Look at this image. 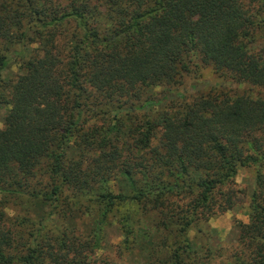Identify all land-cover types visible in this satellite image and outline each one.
Returning a JSON list of instances; mask_svg holds the SVG:
<instances>
[{
  "label": "trees",
  "instance_id": "1",
  "mask_svg": "<svg viewBox=\"0 0 264 264\" xmlns=\"http://www.w3.org/2000/svg\"><path fill=\"white\" fill-rule=\"evenodd\" d=\"M0 104V264H264V0H0Z\"/></svg>",
  "mask_w": 264,
  "mask_h": 264
},
{
  "label": "rangeland",
  "instance_id": "2",
  "mask_svg": "<svg viewBox=\"0 0 264 264\" xmlns=\"http://www.w3.org/2000/svg\"><path fill=\"white\" fill-rule=\"evenodd\" d=\"M18 72V65L14 61H11L8 68L2 73V76L5 79H13ZM184 85V88L188 91L189 95L197 93L206 94L212 88L217 86L230 89L231 91H240L243 89L234 83L223 82L214 74L210 67L202 66L200 63H198L197 67L193 69L189 78H186ZM8 109V106L0 104V128L3 127L4 118ZM235 181L242 191V195L239 198V204L231 211L212 217L208 222L209 227L215 231L217 237L223 242L229 238L231 232L235 229L236 223H248L247 214L250 207L251 195L255 188L254 168L239 169ZM15 212H20V210H16L15 208ZM8 213L12 214L13 211L8 210ZM189 236H193V231L189 232ZM105 237L106 246L103 249L112 254L121 241V237L115 227L108 228Z\"/></svg>",
  "mask_w": 264,
  "mask_h": 264
}]
</instances>
